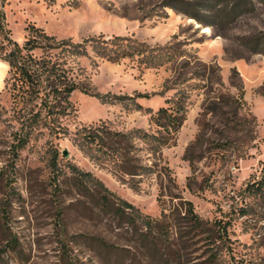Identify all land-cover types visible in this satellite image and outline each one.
Returning a JSON list of instances; mask_svg holds the SVG:
<instances>
[{
	"label": "rangeland",
	"instance_id": "374dc122",
	"mask_svg": "<svg viewBox=\"0 0 264 264\" xmlns=\"http://www.w3.org/2000/svg\"><path fill=\"white\" fill-rule=\"evenodd\" d=\"M0 9L20 44L35 23L59 39L130 36L185 51L146 69L137 58L98 66L82 58L96 92L133 98L106 102L77 90L76 112L64 120L69 134L40 128L17 151L6 120L9 66L0 59V264H264V54L253 48L264 32V0H0ZM240 85L244 109L230 102ZM179 92L186 95L187 119L157 156L175 182L159 171L132 188L72 140L102 120L117 130L155 131L152 114ZM135 101L151 112L135 109ZM252 115L256 139L247 143L246 130L234 123ZM71 165L154 218L188 200L200 217L221 219L226 229L213 234L209 223L201 232L172 217L170 246L164 241L153 249L145 228L135 231L104 214L92 197L80 200Z\"/></svg>",
	"mask_w": 264,
	"mask_h": 264
},
{
	"label": "trees",
	"instance_id": "16d2710c",
	"mask_svg": "<svg viewBox=\"0 0 264 264\" xmlns=\"http://www.w3.org/2000/svg\"><path fill=\"white\" fill-rule=\"evenodd\" d=\"M26 32L24 42L18 43L7 28L4 13L0 9V59L9 66L6 89L10 107L6 111V120L13 124V151L25 147L40 128H47L56 136L68 135L69 129L64 120L76 112L71 97L77 90L99 96L106 102H123L126 98H133L96 92L87 69L81 64L82 58H88L93 66H98L99 60L120 63L124 59L137 58L139 67L146 69L162 67L185 55V51L174 48L172 44L153 46L130 36L107 38L100 35L73 41L59 39L35 23H30ZM253 48L256 53L264 54V32L255 36ZM238 90V97H232L230 102L244 109V87L240 85ZM180 95L182 97L179 98ZM140 96L142 94L137 93L136 97ZM134 104L137 110L151 112L137 101ZM166 104L151 116V121L156 126L155 131L143 128L117 130L102 120L83 126L74 133L72 140L90 160L108 166L121 182L132 188H139L144 178L159 171L164 172L171 182H175L169 167L159 168L157 156L176 138L187 119L186 95L179 92L174 99H167ZM234 126L246 130L247 143L256 139V116L244 118L243 121L236 120ZM71 172V178L79 188L81 201L92 197L93 203L104 214L121 219L135 231L145 228L144 240L149 241L153 249H157L164 241L167 248L170 246L168 220L172 217L201 232H206L209 223L212 225L209 230L213 234L226 229V224L221 219L210 222L200 217L192 201L186 200L177 205L171 213L162 209L161 217L154 218L118 196L92 172L82 170L77 165H71ZM136 178L140 180L135 181ZM252 187L259 188L255 184H251L250 188ZM64 250H67L66 244Z\"/></svg>",
	"mask_w": 264,
	"mask_h": 264
},
{
	"label": "water",
	"instance_id": "95a60500",
	"mask_svg": "<svg viewBox=\"0 0 264 264\" xmlns=\"http://www.w3.org/2000/svg\"><path fill=\"white\" fill-rule=\"evenodd\" d=\"M64 154H65V155H68V152H67V151H64Z\"/></svg>",
	"mask_w": 264,
	"mask_h": 264
}]
</instances>
